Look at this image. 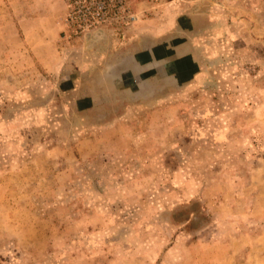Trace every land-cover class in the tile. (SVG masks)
I'll return each instance as SVG.
<instances>
[{
	"label": "rangeland",
	"instance_id": "rangeland-1",
	"mask_svg": "<svg viewBox=\"0 0 264 264\" xmlns=\"http://www.w3.org/2000/svg\"><path fill=\"white\" fill-rule=\"evenodd\" d=\"M127 1L0 0V264H264V0Z\"/></svg>",
	"mask_w": 264,
	"mask_h": 264
},
{
	"label": "built area",
	"instance_id": "built-area-1",
	"mask_svg": "<svg viewBox=\"0 0 264 264\" xmlns=\"http://www.w3.org/2000/svg\"><path fill=\"white\" fill-rule=\"evenodd\" d=\"M127 0H67L65 26L73 33H81L103 24L118 22L131 16Z\"/></svg>",
	"mask_w": 264,
	"mask_h": 264
},
{
	"label": "water",
	"instance_id": "water-1",
	"mask_svg": "<svg viewBox=\"0 0 264 264\" xmlns=\"http://www.w3.org/2000/svg\"><path fill=\"white\" fill-rule=\"evenodd\" d=\"M157 68L159 69V65H156L154 67H148V68H143V66H140L135 70H132V69L128 70V73L120 72L119 77L112 75V73L110 74V76L113 78V81H117L118 83H121L123 81H128L132 83V85L136 87V89H137V86L142 87L144 89L145 84L142 82V78L144 79V77H142V74H146V72L150 73L154 69H157Z\"/></svg>",
	"mask_w": 264,
	"mask_h": 264
},
{
	"label": "crops",
	"instance_id": "crops-1",
	"mask_svg": "<svg viewBox=\"0 0 264 264\" xmlns=\"http://www.w3.org/2000/svg\"><path fill=\"white\" fill-rule=\"evenodd\" d=\"M59 29V28H58ZM146 43H148V42H146ZM142 45V48H144V49H142V51H140V52H137L136 54L137 55H135V53L134 54H132V55H127V56H125V57H121L122 59H121V61H119V62H116L113 66H111L112 68H114V67H117V66H119V65H123L124 63H125V61L126 62H128V61H131V60H137L138 59V57L139 58H144V60L146 59V65L147 64H154V60H155V58L154 57H152V55H151V50L153 49L152 48V44L150 45L149 43L148 44H145V42L144 43H142L141 44ZM151 49V50H150ZM140 53V54H139ZM144 64V63H143ZM130 65H132V63L130 64ZM146 65H143V68H144V66H146ZM132 67V66H131ZM111 68V69H112Z\"/></svg>",
	"mask_w": 264,
	"mask_h": 264
},
{
	"label": "bare ground",
	"instance_id": "bare-ground-1",
	"mask_svg": "<svg viewBox=\"0 0 264 264\" xmlns=\"http://www.w3.org/2000/svg\"><path fill=\"white\" fill-rule=\"evenodd\" d=\"M143 61H145L144 58L142 59V58H139V57H138L137 60H131V61H128V62L125 61V63L123 65L121 64V65L116 67V68H119L117 71L116 70L114 71L115 67L112 68L111 71H110V74L112 73V75L119 77L120 72L128 73V70H130V69L135 70V69H137L140 66L146 65V63L145 64L142 63ZM131 63H132V65H130Z\"/></svg>",
	"mask_w": 264,
	"mask_h": 264
}]
</instances>
